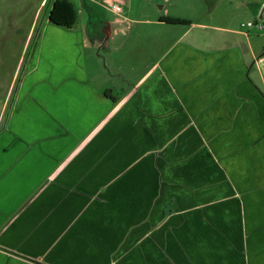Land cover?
I'll list each match as a JSON object with an SVG mask.
<instances>
[{"label":"crops","instance_id":"0c3cea01","mask_svg":"<svg viewBox=\"0 0 264 264\" xmlns=\"http://www.w3.org/2000/svg\"><path fill=\"white\" fill-rule=\"evenodd\" d=\"M52 1L0 97V264H264V49L132 0L51 27Z\"/></svg>","mask_w":264,"mask_h":264},{"label":"rangeland","instance_id":"374dc122","mask_svg":"<svg viewBox=\"0 0 264 264\" xmlns=\"http://www.w3.org/2000/svg\"><path fill=\"white\" fill-rule=\"evenodd\" d=\"M40 1L0 0V97L5 96L7 84L14 69V62L10 61L14 59L12 55L25 46L27 60L31 50L37 48L36 39L40 30L48 32L47 26L45 27L47 25L45 19L42 18L43 10L40 8L42 10L40 18L33 25V33L31 32L26 39L32 17ZM73 1L82 10L78 13V17H85L86 12L82 9L79 0ZM120 3L123 4L122 0ZM126 3H128L127 0L124 1V4ZM143 3L153 6L155 13L162 10L161 6L164 5L169 14L189 18L201 25V29L192 30L200 35L201 48H215L234 42L237 35L226 32L230 29L242 31L244 39H247L249 46L255 52H262L264 49V0H151L150 2L148 0H132L131 4L129 3L131 8L127 16L137 19L148 17L149 14L139 8ZM153 15L151 14V16ZM48 25L58 27L51 23ZM96 27L94 21L89 22L88 30L95 32ZM177 29L180 31L183 28ZM170 31L173 30L170 28ZM4 50H10V52L8 54L5 52L7 55L4 56ZM95 53H99L102 57L105 54V49H96ZM25 64L28 63L25 61L24 66L20 67V74L24 72ZM118 91L119 89H116V92Z\"/></svg>","mask_w":264,"mask_h":264},{"label":"trees","instance_id":"16d2710c","mask_svg":"<svg viewBox=\"0 0 264 264\" xmlns=\"http://www.w3.org/2000/svg\"><path fill=\"white\" fill-rule=\"evenodd\" d=\"M78 11L75 4L71 0H53L51 8L48 12V20L51 24L71 28L77 21ZM160 21L169 23V24H190L191 21L185 17L178 16H161ZM110 89H107L105 92L106 96H110L113 101L117 99L111 97L108 93Z\"/></svg>","mask_w":264,"mask_h":264},{"label":"built area","instance_id":"2783aa9c","mask_svg":"<svg viewBox=\"0 0 264 264\" xmlns=\"http://www.w3.org/2000/svg\"><path fill=\"white\" fill-rule=\"evenodd\" d=\"M110 8L114 11V12H117V13H119V12H121V7L118 5V4H112V5H110ZM248 25H250V23H248ZM260 27V26H259Z\"/></svg>","mask_w":264,"mask_h":264},{"label":"water","instance_id":"95a60500","mask_svg":"<svg viewBox=\"0 0 264 264\" xmlns=\"http://www.w3.org/2000/svg\"><path fill=\"white\" fill-rule=\"evenodd\" d=\"M263 8V7H262ZM261 18V15L259 16Z\"/></svg>","mask_w":264,"mask_h":264}]
</instances>
